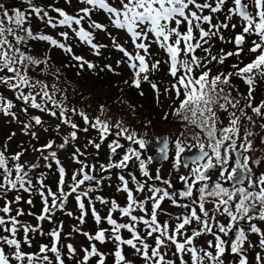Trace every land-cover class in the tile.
Instances as JSON below:
<instances>
[{
    "label": "snow or ice",
    "instance_id": "snow-or-ice-1",
    "mask_svg": "<svg viewBox=\"0 0 264 264\" xmlns=\"http://www.w3.org/2000/svg\"><path fill=\"white\" fill-rule=\"evenodd\" d=\"M24 2L28 6L26 10L15 7L11 11L0 3V84L12 90L16 99L27 106L20 109L21 112L27 114L28 107H31L56 116L55 111H50L37 102V96L41 95L40 91L35 94L24 91V88L32 89L40 83L31 82L27 74L29 66L45 63L46 60H39L26 54L17 45H27L30 40H35L49 42L68 53H71L72 49L63 43H58L50 35L36 34L30 26L26 27L32 14L52 27L56 26L57 21L49 16L45 7L37 6L33 0H24ZM80 3L85 6L80 8L79 16L69 15L60 8H53L52 11L62 18L58 20V24L72 28L73 24L80 25L82 20L88 19L90 29L104 31L106 26L91 20L90 13L93 11L106 13L110 25L118 30H126L134 45V51L129 52L113 39V46L123 53L129 62V67L134 71L133 86L140 87L141 74H144L143 81L150 83L154 90L159 91L158 86L149 80L148 75L152 71L159 70L162 63L160 60H152L149 67L147 58L152 56L149 51L151 44L146 41H149L150 36L154 37L152 42L166 53L167 60L163 62L168 64V74L174 80L170 89L165 91L173 92L175 99L163 119L175 117L185 125V129L187 127L199 129V132L183 139L180 137L184 136V133H179L174 142L167 137L157 140L155 151L145 160L141 158L142 151L148 149L150 142L137 131L125 126L123 122H117L114 125L117 129L114 134L117 139H113L108 144L112 157L119 155L118 149L125 148L119 138L122 137L130 144L118 160L109 157L108 163H101L100 171L123 170L128 167L129 161L134 159L139 162V170L144 177L148 180L161 181L168 189H172L174 187L172 182L169 179H162L159 169L153 178L147 165L153 163L157 156L160 160L167 161L170 143H174L173 170L179 171L181 166L189 169L188 175L182 174L179 177L183 182L184 190L179 191L178 196L190 202L177 204L176 192L170 193L165 188L155 185L148 186L146 181H139L135 175L131 176V183L136 185L133 190L129 187V180L125 179L124 175H120L121 185L117 190L127 194V205L121 207L114 200L108 201L97 196L96 199L102 204H110L107 216L101 217L90 197V193L96 189L86 185V182H95L98 185L100 180L90 174L96 171L95 165H89L76 158L77 155H85L80 148H76L74 159L81 167L72 174V183L68 185L65 181L66 170L61 166L57 152L47 151L53 149L54 141L40 148L32 146L34 152L40 153L35 163H22L23 151L10 156L0 151V201H3L0 206V214H3L0 215V264H66L65 255L67 260L73 261V264H89L93 257L97 258L96 264H105V254L98 250L95 243H90L89 247L79 251L72 243L62 244V224L45 233L38 225L34 226L19 219L27 214L35 216L38 222L45 220L51 222L57 211H64L69 196L73 194L80 210V215L77 217L80 224L84 223V218L88 214L85 203L87 200V206H91V215L96 224L99 225L106 220L111 226L110 230L100 228L95 234L88 232L81 234L89 242L104 243L107 239L114 241L115 249L112 253L114 264H135L123 246L131 249V254L138 257L141 264H225L226 252L236 258V264H252L248 250L255 245L249 240L248 232L259 236L260 251L255 253L254 264H264V231L252 222L264 221V173L256 174L250 167V162L260 165L264 161L251 160L245 154L252 150V142L248 139L253 135L251 132L246 131L243 137L244 143L237 144L236 138H239L240 134L239 117L234 112L230 114L227 127H217L218 110L228 111L227 106L236 108L239 104V101L234 100L231 93L226 92L223 87L231 88L230 81L234 76L249 86L246 97L248 103L245 107L252 108L253 113L258 116L262 115L261 109L264 108V103L252 107L251 99L257 77L264 78V0H80ZM229 3L231 6H228ZM205 10L210 14H204ZM222 11L225 12L228 21H231L233 16L240 18L242 32L235 36L237 51L223 53L221 50V55H212L209 41L212 37L223 40L220 30L229 27L228 23H213L211 14ZM204 24L209 26L207 30L203 27ZM231 27L235 29L236 25L232 24ZM60 35L65 39L68 37L67 32H62ZM76 35L81 41L98 50L99 46L93 43L92 32L80 27ZM245 35L258 37V40L252 41L248 49L255 54V58L243 67L233 64L234 71L212 75L208 65L213 61L223 64L227 57L240 56L244 51L242 45L245 42ZM10 36L12 40L8 38ZM198 49L205 53L204 57L196 54ZM73 59L83 60L78 56H73ZM83 63H87L89 68L93 67L87 61ZM42 96L51 99L47 91H43ZM14 107L11 99L0 95V114L17 120V113L12 111ZM65 111V109L60 110L61 117L64 116ZM244 114V110L241 109V115ZM80 115L86 124L99 132L100 143L88 141L99 150L107 136L112 134L110 131L112 125L99 118L91 122L83 113ZM248 119L251 120V117ZM31 120L34 121V125L30 122L24 123L23 128L26 134L38 139L36 133H28V129L42 126V120L39 116H33ZM62 123L70 124L74 131L63 137V142L58 145L59 148H64L70 141L76 140L77 131L81 130L71 120H63ZM57 130L59 131V126ZM82 131L87 132L88 128ZM189 139L192 143H188ZM131 145H137L138 148ZM193 148L198 150L197 154L187 158L182 155L186 150ZM52 161L58 168L56 190L46 183L47 177L43 171L38 173L36 171L43 168L51 169ZM213 172L218 173L217 178L209 183ZM224 182H231V187H225ZM146 187L151 195L144 200H138L134 196V191L144 192ZM194 188L198 196L194 195ZM9 192L17 193L14 199L7 198ZM19 193L28 194L29 198L23 201L28 205H34L31 197L36 195L40 197L42 208L39 215L34 212L25 213L23 208L14 207L23 200ZM166 199L186 210L175 217L174 225L170 224V220L162 223L158 221V210L163 211L161 204ZM149 201H151L150 211L146 208ZM206 203H213V209H207ZM137 209L145 215H134L133 212ZM116 211H119L123 217H128L130 222L118 223L112 215ZM217 214L226 217L228 222L220 223L216 218ZM67 215L72 216L73 213L67 212ZM194 222L198 227L193 228L189 234L186 226ZM241 222H247V229L241 225ZM141 223L145 226L143 233L137 229V225ZM121 230H127L130 238H123ZM73 231L80 232V228L74 227ZM106 232H110L107 237ZM21 233L22 238H18ZM30 233L48 235L51 239L49 243L39 245L38 251L27 252L24 250V245L31 247ZM205 235H210L212 239L204 241L206 246H202L198 244L197 238ZM80 251L83 253L82 256Z\"/></svg>",
    "mask_w": 264,
    "mask_h": 264
},
{
    "label": "trees",
    "instance_id": "trees-1",
    "mask_svg": "<svg viewBox=\"0 0 264 264\" xmlns=\"http://www.w3.org/2000/svg\"><path fill=\"white\" fill-rule=\"evenodd\" d=\"M6 1L7 4L5 6L10 11L15 7H19L22 10L27 9V7L25 8L22 5L25 4L24 0ZM47 4L48 3H46L45 8L48 10L49 16L53 17L57 21L56 26L52 27L46 24L44 20L37 18L34 14L29 17V22L25 26H30L36 34L50 35L53 39H56L58 43H63L67 47H70L72 49L71 53L65 52L63 49L53 46L49 42L44 41L30 40L27 45L22 44L17 46L20 47L21 50L28 55H32L39 60H46L45 63L29 66L27 74L30 77L31 82L34 84H36V82L40 83L32 89L24 88V91L26 93L31 91L33 94H35L37 91H40L41 95L37 96V102L43 104V106L50 111L56 112V117H58L57 126H59L58 132L60 133V139L63 140L64 136H68L70 134L68 130H63L64 127H67V129L70 128V124L62 123L63 120H69L68 115L78 119V123L76 122L77 126L83 123L85 126L90 127L89 124H86L84 122V119L80 115V113L86 115L91 122H95L97 118H99L101 121L108 122L110 125H112L110 129L111 132L117 131L114 126L117 122H123L125 126L137 131L138 134L143 138L149 137L150 139H153L160 136H167L169 137L171 142H174L177 139L178 134L181 132L184 133V136L180 137L181 139L199 132V129H195L193 127H187V129H185V125L180 122L178 118L170 116L168 120H165L163 119L164 115L158 114L157 105H159V101L154 100V97L152 98L150 94H148L149 87L147 86V84L149 83L143 81L142 77L144 74H141V85L139 88L133 85H129L132 88L131 98L125 96L123 93H119L118 89L121 88V85L117 84L115 86H111V81L113 78L109 80L110 77H113L114 74H119L118 71L120 66H123L125 64L122 61L124 55L116 47L113 46L111 35L114 32L124 34L123 30H118L113 27H110L109 29L108 27H106V30L104 31L90 29L89 31L93 34V43L99 46L98 50L93 49L87 42L81 41L76 33H72V31H70L67 26L62 27L58 24V20L62 18L59 17L58 13L52 11L53 8H57L53 0L52 3H49V5ZM204 14L210 13L205 10ZM217 14L218 13L211 15L216 16ZM95 15L96 17L94 18V20L96 22L102 23L101 21L108 20L107 14L103 13L102 11H93L92 13H90L91 18ZM46 19L47 18H45V20ZM79 28L75 30L78 31ZM62 32L68 33L67 39L60 35V33ZM126 36L127 38H129L128 35ZM8 38L12 40L11 36ZM107 40H110L111 43ZM253 40H258V37H245L246 44L243 47L244 51L241 52L239 57L233 55L227 57L224 60L223 64H219L215 61L209 64L208 67L211 69L212 75L221 72L228 73L230 71H234V69L232 68L233 64H239L240 67H243L245 64L251 62V60L255 58V54L249 52L248 49L251 46ZM228 42V46H230L228 49L220 48V42H218L215 37H212L209 41V43L211 44L212 55H221V50H223V53L237 51L236 45L234 43H231L230 39ZM205 47H208V45H206ZM196 54L201 57L205 56V53L199 49L197 50ZM73 56L82 57L83 60H75L73 59ZM83 61L91 63L93 67L89 68L87 66V63H83ZM82 63L83 66H81ZM167 69V65H165L164 69L161 70H164V75H166V78H169L171 76L168 75ZM130 71H133V69L130 68ZM87 79H101L103 82L110 84V86L108 87L111 92L110 98L98 99L96 100V102L92 103L88 97L89 94L81 91H76L75 88L78 87V84ZM171 79L173 80L172 77ZM230 83L232 85L231 88H229L228 86L223 87L225 88L226 92L231 93V97L234 100L239 101V104L236 108H232L230 105L227 106L228 111L218 110L217 114L219 120L221 119V122H223L220 128H223L225 122H228L229 124L230 114L234 112L235 115L239 117L238 127L240 129V134L244 137L246 131L251 132L253 135L249 136L248 139L252 142V148L259 152H262L264 155V127H262V125H264V108L261 109L262 115L258 116L253 113L252 108L245 107L248 103L246 97L249 92V86L245 84L243 80L235 76L231 78ZM7 90V87L4 89H0V95H4L10 99V95L7 93ZM43 91L48 92L49 96L51 97L50 100H48L47 98H43ZM172 95L174 100V93H172ZM11 100L13 101L15 107L17 106L18 108L16 110V108L14 107L13 112H16L21 117H23V120L25 121L24 123L30 122L34 125V121L31 120L27 114L20 111V109L27 106L24 105L20 100L12 98ZM53 101H55V103H53ZM20 103L22 105H18ZM262 103H264V78L257 77L256 83L253 86L251 104L252 107H258ZM61 109L66 110L63 117L60 116ZM241 109L244 110V115H241ZM35 110L37 109L28 107L27 112ZM248 117H251V120H249ZM145 125H147V127H145ZM90 128L93 130L94 135L96 134L99 138V132L95 128ZM10 132L11 131H9L8 133ZM201 136L203 137V133H201ZM243 137H241V141L237 142L238 145L244 143ZM73 142L74 141H70L65 149V152L72 151L71 147H73ZM110 142L111 141L104 143L106 144V150L109 149L107 144H109ZM188 143H192V141L189 139ZM171 144L174 147V143ZM4 148L6 149V145L3 141L0 140V151H3ZM5 154L10 156L13 153L7 154L5 151ZM13 195H16V193L9 192L7 198L9 200H12L14 198ZM37 196L38 195H36L35 197L38 198ZM2 204L3 201H0V206H2ZM21 220L27 222L26 219ZM46 224L49 225L47 221L38 222L36 220L34 226L38 225L43 232L47 233L50 232L53 228H48ZM22 235L23 234L21 233L19 238H22ZM29 235L31 239L34 235L36 236V239L38 240V247L41 244L49 243L51 239L48 235H40L39 233H30ZM24 249H26V251L28 252L27 249H29V247L27 245H24ZM64 251L66 253V249H64ZM49 255L51 256V253H49ZM65 259L66 264H73V261L67 260L66 255Z\"/></svg>",
    "mask_w": 264,
    "mask_h": 264
},
{
    "label": "rangeland",
    "instance_id": "rangeland-1",
    "mask_svg": "<svg viewBox=\"0 0 264 264\" xmlns=\"http://www.w3.org/2000/svg\"><path fill=\"white\" fill-rule=\"evenodd\" d=\"M55 2V5L57 6V8H60L62 10H64L66 13H68L69 15H73V16H79L80 15V8L84 7L85 5H82L79 0H53ZM69 1V3H68ZM34 4H36L37 6H41V7H45L46 3H48L47 5H49V3H52V0H33ZM0 3H3L4 5L7 4L6 0H0ZM21 3V2H20ZM22 4V3H21ZM23 7H28L26 4H22ZM228 6H231V4L229 3ZM22 7V6H20ZM48 7V6H46ZM96 17V15L94 17H90L91 20H94V18ZM95 21V20H94ZM106 27H108V29L110 27H113L110 25V21L109 20H103L101 21ZM213 23H228L229 27L227 29L222 28L220 30L221 35L224 37L223 40L219 39V37H215L216 40L218 42H220V48H224V49H228L230 46H228L229 44V39L231 43H234V39L235 36L237 34H240L242 32V25H241V21L240 18L238 16H233L231 21L226 20L225 18V12H220L218 13L216 16H213ZM89 24V20L85 19L81 21L80 25H75L73 24L72 28H68L70 29V31H72V33H76V31L74 32V29H77L79 27H83L85 30H90V28L88 27ZM232 24H235L236 27L235 29H233L231 27ZM63 27V26H62ZM203 27L205 28V30L208 29V25L204 24ZM114 28V27H113ZM124 34L121 33H116L114 32L111 35L112 38V42L113 39H115V41L117 43H119L121 46H123L126 50H128L129 52H133L134 51V45L131 43V39L130 37L127 38L126 35H128L126 33V30H123ZM196 35H198L197 33H195ZM129 36V35H128ZM248 35H245V37ZM228 39V41H227ZM154 40V37L150 36L149 41H146L148 43L151 44L149 51L150 53H152L151 57H148L147 59L149 60V67H151V61L152 60H160L162 61L159 70L157 71H152L150 73H148L149 75V80L152 83H155L158 86L159 91L154 90L151 87V84H147L148 88V94H150V96L153 98L154 100L159 101L157 105V109H158V114L160 115H165V112L169 111V106L172 105L173 103V92H169V91H165L166 89H170L171 87V83H173L174 81L171 79V77L166 78V75H164V70L162 71L161 69H164L165 65H167L168 68V64L164 63L163 61L167 60V56L166 53L161 50L158 45L154 42H152ZM108 41V40H107ZM110 42V40L108 41ZM228 42V43H227ZM111 43V42H110ZM246 44V42H244V44L242 45V47H244V45ZM206 46V45H205ZM123 54V53H122ZM143 54V53H141ZM125 64L123 66H120L118 73L119 74H114L113 77H110L109 80H111L112 78V84L111 86H115L117 84L121 85V88L118 89L119 93H123L125 96L131 98L132 96V88L131 86L133 85L132 81L134 79V71H130V67H129V62L127 60L126 57H123L122 60ZM138 63V62H137ZM167 73H168V69H167ZM169 75V74H168ZM119 80V81H118ZM131 85V86H129ZM110 86V84H107L106 82H103L101 79L100 80H84L83 82L78 84V87L75 88L76 91L78 92H84L89 94L88 97L90 99V101L92 103L96 102V100L98 99H109L111 92L110 89L108 88ZM6 88L4 85L0 84V89H4ZM8 94L10 95V99H16L15 97V93L8 89L7 90ZM18 105H22L21 103ZM16 110L18 109L17 107H15ZM14 110V108L12 109V111ZM31 110V109H29ZM27 115L29 116V118L31 119L33 116H39L42 120V126H36L34 128H30L28 129V133L31 132H35L36 136L38 137V139H34L30 134H26L24 128H23V124H24V120L23 117H21L19 114H17L18 119L17 120H13L10 116H5L3 114H0V140L4 142V144L6 145V149L4 148V152L6 151V153H17V152H21L23 151V156L21 157V162H27V163H35L36 162V158L39 157L40 153L39 152H34L32 146L34 145L37 148L42 147L43 145H45L46 143L50 142V141H54V145H53V149H49L47 151H52L55 150L57 152V158L60 160L61 162V166H63L66 170V176H65V181H66V185L71 184V176L72 174L79 169V165L74 162L71 157L69 156V154L67 152H65L66 146L64 148H59L58 145L60 143L63 142L62 139H60V133L57 130V124H58V117L56 116H52L50 115V112H41L40 110H35V111H29L27 112ZM69 120H71L73 123H78V119L77 118H73L70 115H68ZM222 120L220 119L219 122L217 123V127L220 128L222 123ZM80 122V121H79ZM80 124V123H79ZM229 124L228 122L224 123L223 127H227ZM84 128H88V131H82V129ZM78 129H81L80 131H77V139L74 140L73 142V147H71L72 151H75L76 148H80L81 152H84L85 155H99L102 151L105 150L106 144H104L105 142L108 141H112L113 139H117V137L114 135L115 132H111L112 134H109L107 136V139L104 140V142L101 144V147L99 150H97L96 148H94L91 144L88 143L89 140H93L96 143H100V139L98 138V136L93 133V130L90 127L85 126L83 123L81 125L78 126ZM63 130H68L69 132L74 131V129H72L71 127L67 129V127H64ZM9 131H11L10 133H8ZM8 133V134H6ZM14 134V135H13ZM9 137H11V139H9ZM145 137V136H144ZM167 137V136H163L162 138ZM243 135L239 134V138L237 139V142L241 141ZM159 137L150 139L149 137H145L144 139L148 140V141H155L157 140ZM169 139V137H167ZM120 142L122 144L125 145V141L122 137L119 138ZM170 140V139H169ZM108 145V144H107ZM172 144L170 143L169 146V151L171 149ZM136 148H138V146H134ZM69 149V147H68ZM126 149V146L125 148ZM123 149H118V153L121 154V150ZM173 149V148H172ZM195 149V148H193ZM69 151V150H68ZM191 151H193L191 149ZM255 150L254 148H252V150H250L248 153H246V155H248L251 160H262L264 161V155L262 152H259ZM187 152V151H186ZM259 152V153H258ZM150 154L151 152L149 150H143L142 151V156ZM47 154V152L45 153ZM193 155V154H192ZM234 156V155H233ZM105 161H107L105 159ZM85 162V161H84ZM135 162H137L136 160L133 161H129V165L128 168L132 167ZM43 163V162H42ZM87 164H89V162H86ZM53 167L51 169H47V168H43V169H37V173L40 171H43L44 174L46 175L47 179H46V183L53 188V190H56V186H57V180H58V168L55 164L54 161H52ZM172 163H167L164 164L162 167H159L158 169L160 171L166 172V173H170V167H171ZM148 170L150 174H153L155 170H157L156 168H154L153 166H151V164H149L148 166ZM250 167L253 168L254 172L256 170L261 171L262 173H264V163L260 164V165H256L254 163L250 162ZM87 171V169H86ZM96 171H94L95 173ZM93 174V172L91 173ZM126 176H128L127 174H125ZM218 173L213 174L212 177L217 178ZM98 179V177H97ZM127 180H129V187L132 188L133 190L135 189V185H133L130 181V179L126 178ZM147 178H145L144 180H146ZM90 183H95V182H86V184H90ZM148 185V184H147ZM118 186H120V180L117 179V181L112 180V178H100V183L95 186V191L90 193V195L92 196H96L98 193L100 195H102L101 197L105 200L108 201H116L117 204L121 207L126 206L127 205V194L124 193L123 191H118L117 188ZM83 187V186H82ZM67 190V189H66ZM146 190L147 187L145 189L144 192H135L134 191V196L138 199V200H142L143 197L145 199L146 197ZM17 194V193H16ZM22 197L23 200L21 202H23L24 200H27L29 197L28 195H26L27 193H19ZM15 197V195H13ZM75 194H73L72 196H69L67 203L65 204V209L64 211H57L55 213V215L52 218V221L49 222L48 220H45L49 223L46 224V226L52 227L54 228H58L61 224L63 225L62 228V232H61V243L62 244H67V243H72L75 247H77L78 251L81 250L84 247H89L90 243H95L98 250L102 253L105 254V264H114V256L112 255V253L114 252L115 249V243L114 241H112L111 239H107L106 242L104 243H100L99 241H92L89 242L88 239L82 235V232H88L89 234H95V232L100 229V228H104V229H108L110 230L111 226H106L107 222L106 220L105 223L102 221L99 225L96 224L94 218L91 215V206H86L87 207V212L88 214L85 216L84 218V223L80 224L79 220L77 219V217H79L80 215V210L78 208L77 202L74 199ZM38 198H36L35 196L31 197L34 201V205H28L27 203H20L19 205H14V207H20L23 208V210L25 211V213L28 212H34L36 213V215H39V211L41 212L40 207L42 206L41 201H40V197L37 196ZM14 199V198H13ZM109 205L108 210L110 209V204ZM106 204H98V208L96 207L99 215L101 217H106L107 216V212H109L107 210V206ZM100 207H102L103 209L107 210L106 213L100 212V210H98ZM209 207L213 208V203L209 204ZM67 212H72L73 215L72 216H68ZM118 211L113 212V218H115L117 220L118 223H125V222H130L128 217H123L118 215ZM134 215L137 216H144L142 212L139 211V209H137L136 211L133 212ZM19 219H26L27 222L26 223H31L32 225L35 224L36 222V218L35 216H31V215H25L23 217H20ZM74 227H79L80 228V232H76L73 231ZM137 229L143 233V224H138L137 225ZM46 233V232H45ZM128 233V232H127ZM70 234V235H69ZM110 235V232H106V237ZM121 235L123 238H130V234H125V232L122 230ZM19 238V237H18ZM32 247H30L28 250V252H34V251H38V240L36 239V236L34 235L32 237ZM125 251L129 252V258L132 259L135 264H141V262L139 261L138 257L134 256L131 254V249H129L127 246H123ZM253 248H249V251L253 253ZM26 251V249H24ZM251 253V254H252ZM80 255L82 256L83 253L82 251H80ZM254 254L250 255L249 259L250 261H252V264H254ZM96 259L95 257H93L90 261L89 264H96Z\"/></svg>",
    "mask_w": 264,
    "mask_h": 264
},
{
    "label": "flooded vegetation",
    "instance_id": "flooded-vegetation-1",
    "mask_svg": "<svg viewBox=\"0 0 264 264\" xmlns=\"http://www.w3.org/2000/svg\"><path fill=\"white\" fill-rule=\"evenodd\" d=\"M126 141V140H125ZM129 144H130V142H125V146L127 147V146H129ZM132 147H134V145H131ZM173 147L171 146V149H170V151H169V159L167 160V161H162V162H153V163H151V166H153L154 168H156V169H158L159 167H162L164 164H167V163H172L173 164V158H174V152H175V148H173ZM146 150H149L151 153L150 154H148L147 153V155H144V156H141V158L142 159H147V157L149 156V155H152L153 154V152L155 151V149H152V148H148V149H146ZM193 151H191V150H186L187 152H185L184 154H182L183 156L184 155H192V154H194V153H196L198 150L197 149H192ZM119 151V150H118ZM124 151H125V149H123V150H121V154L119 153V155L118 156H115V157H112V154H111V152H110V149H105L104 151H102L99 155H84V156H79V155H77V157L76 158H78V159H80V160H82V161H85V162H89V165H95V169H96V172L94 173L93 172V174L92 175H94V176H96V177H98V180H100V178H112V180H114V181H117V179H119V176L120 175H124V177H125V179L126 178H128V179H130V181H131V176L132 175H135L136 177H137V179L139 180V181H141V182H147V184H148V186H152V185H155V186H157V187H161V188H165L166 190H168L170 193H172V192H176L177 193V196H176V200H177V204H184V203H189L190 201L189 200H187V199H180L179 198V196H178V192L179 191H182V190H184V185H183V182L179 179V177H180V175H188L189 174V169H185L183 166H181L180 167V169H179V171H175V170H173V168H172V165H171V167H170V173H166V172H163V171H160V174H161V176H162V179H169L171 182H172V184H173V188L172 189H168L167 188V186L166 185H164L161 181H156L155 179H153V180H148V179H146V180H144L146 177H144L143 175H142V173L140 172V170H139V162L137 161V162H135V164L132 166V167H130V168H125V169H123V170H121V169H110L109 171H107V172H102V171H100V168H99V165L101 164V163H108L109 162V157H112V159L113 160H118L119 158H120V156H122V154L124 153ZM257 152V151H256ZM68 154H69V156L71 157V159L75 162V159H74V153H75V151H71V152H67ZM259 153V152H258ZM246 154V153H245ZM234 155V154H233ZM105 159L107 160V161H105ZM133 162H134V159L132 160ZM79 165V167H81V165L80 164H78ZM149 165V164H148ZM147 165V166H148ZM156 171L157 170H155L154 171V173L153 174H150L153 178L155 177V175H156ZM217 172H213V174H216ZM255 173L256 174H260V173H262L261 171H259V170H256L255 171ZM91 174V173H90ZM125 174H127L128 176H126ZM212 174V175H213ZM216 178H214V177H211V180L209 181V183H211L212 181H214ZM133 184V183H132ZM86 185H91L92 187H94L95 188V186H96V183H90V184H86ZM120 185H121V181H120ZM133 185H135V184H133ZM199 185H197V187H198ZM224 186L225 187H231V182H224ZM246 186V185H245ZM84 187V186H83ZM135 187H136V185H135ZM193 191H194V195L195 196H198V193L196 192V190H195V188L193 189ZM146 197L147 196H149V195H151V193H149L147 190H146ZM97 196H99V197H101L102 195H100L99 193L94 197V196H92V195H90V197H91V199H92V201H93V205H94V207L96 208H98V204H100L101 202L99 201V200H97L96 199V197ZM146 197H145V199H146ZM142 200H144V197H143V199ZM209 200H211V198H209ZM85 203H86V206H87V200H85ZM102 204V203H101ZM209 204H211V203H206V205H205V207L207 208V209H213L212 207H209ZM107 207V210H108V208H109V205H107L106 206ZM146 208H148V210L150 211V208H151V201H149L147 204H146ZM161 209L163 210V211H159L158 210V221H160L161 223L162 222H164V221H167V220H170V224L171 225H174L175 223H176V221H175V217L177 216V215H180V214H182V213H184L186 210L185 209H183V208H181V207H177V206H175V205H173L172 203H171V201H169V200H165V201H163V203L161 204ZM91 210V209H90ZM98 210H100V212H103V213H106L107 212V210H105V209H103L102 207H100ZM109 211V210H108ZM108 213V212H107ZM118 215H120V216H122L120 213H119V211H118V214H117V216ZM143 215H145L144 213H143ZM88 217H89V214H88ZM145 218H148L147 216H145ZM171 218V219H170ZM217 220L220 222V223H224V224H226L228 221H227V218L226 217H224V216H219L218 214H217ZM115 219V218H114ZM103 222L105 223V221L103 220ZM253 223H256L257 224V226L258 227H260L261 228V230L262 231H264V221H259V220H254V221H252ZM241 225L243 226V227H245L246 229H247V222H241ZM106 226H110V225H108V224H106ZM196 227H198V225H196L195 224V222L193 223V224H191V225H188V226H186V229H187V231H188V233L189 234H191V231H192V229L193 228H196ZM109 229V228H108ZM145 230V226L143 225V231ZM124 232H125V234H128L127 233V230H123ZM121 232H122V230H121ZM248 234V237H249V240L253 243V245H255V247L253 248V253L252 252H250L249 250H248V257L250 256V255H252V254H254L255 255V253L257 252V251H260V249H259V236L257 235V234H253V233H251V232H248L247 233ZM222 235V234H221ZM208 239H212V237L210 236V235H205V236H201V237H199V238H197V242H198V244H200V245H202V246H206V245H204V241H206V240H208ZM246 247H247V245H246ZM252 253V254H251ZM250 258V257H249ZM224 259H225V264H236V258L235 257H233V256H231L230 254H228L227 252H226V254H225V257H224ZM250 260V259H249Z\"/></svg>",
    "mask_w": 264,
    "mask_h": 264
},
{
    "label": "water",
    "instance_id": "water-1",
    "mask_svg": "<svg viewBox=\"0 0 264 264\" xmlns=\"http://www.w3.org/2000/svg\"><path fill=\"white\" fill-rule=\"evenodd\" d=\"M162 137H160L159 139H161ZM159 139H157V140H159ZM156 140V141H157ZM156 141H149L150 143H149V146H148V148L150 149V148H153V149H156V147H157V145H156ZM198 152H196V153H194V154H197ZM193 154V155H194ZM188 156H191V155H185L184 157L185 158H187ZM234 156H235V154H234ZM155 162H162V160H160V158H159V156H157L156 157V159L154 160Z\"/></svg>",
    "mask_w": 264,
    "mask_h": 264
}]
</instances>
